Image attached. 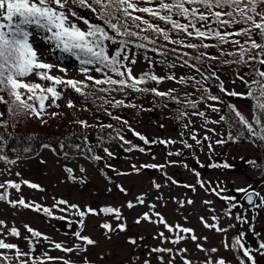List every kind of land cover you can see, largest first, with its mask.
Masks as SVG:
<instances>
[{
    "label": "snow or ice",
    "instance_id": "1",
    "mask_svg": "<svg viewBox=\"0 0 264 264\" xmlns=\"http://www.w3.org/2000/svg\"><path fill=\"white\" fill-rule=\"evenodd\" d=\"M143 3L146 6L141 7ZM73 6L79 8H87L93 13L100 14L104 22L121 37L125 39L117 42L115 37L110 36L104 28L89 24L87 20H83V24L86 26L82 29L78 26L77 22L82 18L74 10ZM134 13H145L151 16L154 20H159L165 24L171 25L172 30H176L177 35L181 33L187 37L200 41V43H185L184 40H171L169 31L161 28L157 24L151 23L149 20L144 19L140 15H134ZM174 16L182 17L187 23H181L179 20L174 19ZM113 19H122L124 21L123 26L112 23ZM129 21L137 28H140L141 24L147 27L141 29L142 31L151 30L157 34L163 35V38L170 43L180 44L183 47L198 49V48H216L221 56H232L235 57L233 60L222 61L223 64H237L241 67L249 68V71L240 75L237 71L235 78L232 83L235 84L239 80L246 88V92L229 91L225 88L223 81H220V77L216 75L213 70L211 75H204L201 73L205 82L215 78L220 81L219 91L227 96L237 97L240 99H249L253 102V118L250 121L245 115L233 104H227L225 107L228 109V114L232 116L230 123V130L228 133L227 141L223 138L216 141L217 144H223L228 141L239 142L241 139L248 140L253 144L256 141H260L259 147H264V0H0V104L6 105V112L9 115L26 114L34 116L38 119L43 120V114H49L53 117L58 113L52 112L47 113L49 107H59L56 103L63 96V92L71 88L80 95H86L83 88L89 87L83 81H76L72 79H64L60 76L51 75V70L57 65L46 62V55L54 53L57 50L61 54H67L70 57H74L79 62L80 72L88 73L89 67L93 66L96 72L102 73L105 79H95L88 75L87 80L93 81L95 85H109L117 87L109 88H98L97 91L101 92H112V91H125L131 90L137 93H152L157 97H170L171 100L176 104H181L180 98L175 97L172 93L175 89H170L168 92L159 91L157 88L138 87V85L147 84L149 81L155 82L156 84L161 83L165 78L159 77L151 72H145L139 77L132 74V69L125 63L129 60L127 55H124V49L129 45H134L136 48L146 47L143 43H137L136 40H147V37H140L137 32L129 30ZM139 21L140 23H136ZM199 25V27L197 26ZM215 25V26H213ZM239 25L240 27H237ZM35 28L36 34H39V40L47 45H50L49 53L45 56H41L38 49L31 42V38L35 35L29 29ZM191 29V30H190ZM231 29V31H229ZM231 37H244L243 42L240 39H230ZM215 40V44L206 43L205 41ZM110 41L111 44L122 45L118 47L113 55H109V46L105 43ZM230 44L235 50L226 51L222 45ZM166 55V53H161ZM187 55V53H184ZM201 56H205L209 60H216L219 57L209 56L207 53H201ZM130 63L135 64V59H132ZM202 63L197 59V64ZM175 67V64L171 65ZM184 66L194 67L199 73L201 70L194 64H189V61H184ZM59 71L65 73L67 70L63 67L59 68ZM108 73L114 74L119 79H113ZM35 76L39 81L47 82L37 83L29 82L28 78ZM251 77V79H245V77ZM169 80H176L175 76H168ZM191 79L195 85H200L197 91H200L202 95L199 100L193 101L190 99L191 93H184V98L187 101V106L192 109H197L200 102L207 103V101H213L215 104H208L207 106L214 112L219 113L220 108L216 107V104H222L223 101L220 96L212 95L208 88L201 84V81L196 80L195 77H181L177 80V83L187 84V81ZM7 97V99L5 98ZM98 99H104L99 97ZM51 100V104L47 101ZM106 103L111 101L105 100ZM69 108L75 105L69 101ZM114 106L124 107H137V105L129 103L125 104L123 100L116 101ZM166 106V105H165ZM106 114L111 116L110 112ZM4 112H0V125L7 126L6 122L3 121ZM193 115L204 117V112L194 111ZM187 115L186 112H179L178 119H183ZM112 119L122 123L134 136L138 137L145 145L154 143L149 141L145 136L138 132H135L127 120H122L119 116H114ZM221 121L228 123L229 115H220L219 120L211 121V123H220ZM46 123V121H44ZM206 123L208 121H205ZM84 127H89L85 122L80 121ZM103 128H113V125H100ZM187 128V125H184ZM115 137L123 142L124 145L129 147L126 151H132L133 149L143 153L146 151L144 147L133 145L130 140L125 139L123 128L114 129ZM237 133L236 136L232 135V132ZM87 139V138H85ZM191 139L196 142L197 145L201 144L202 141L197 139L196 135H192ZM209 137L205 136L204 140H208ZM0 142H5L4 137L0 135ZM184 146L191 148L192 145L186 141H181ZM161 144H173L175 141L160 140ZM45 147H49L45 145ZM208 147L211 149L212 145ZM2 151V150H0ZM28 151V149H24ZM88 151H92L91 148ZM103 151L109 158L113 156L107 148ZM180 155V153H169V155ZM19 158V157H17ZM95 161H100L101 156L95 155L92 157ZM0 161H4L8 164H15L16 160L9 159L6 155H0ZM199 163V161H197ZM253 167H257L256 161H248ZM203 166V165H201ZM106 167L111 168L110 164ZM131 173H122L116 171L118 176H127L131 174H138L142 168L162 169L164 165L156 164H145L137 167L135 164L131 166ZM212 168L223 167L225 169L231 167L225 163L223 165L212 163ZM66 171L69 176L72 175V169L67 168ZM84 171V169H81ZM197 177L200 176L199 172L195 173ZM19 175V173H17ZM106 175V174H105ZM74 178V177H73ZM108 179H111L110 177ZM172 184L178 182L167 177ZM28 187L33 189H39L40 186L35 183L23 181ZM201 188H205V182L202 180L197 181ZM121 193L127 194V190L117 185ZM154 187L158 190L161 186L154 184ZM185 188H191L195 191V185H183ZM15 189L17 192L21 189L20 183L13 181H5L0 183V201L8 202L13 208L22 207L25 209L31 208L34 211H43L45 215L51 216L52 211L49 208H42L41 205L31 204L25 201L23 197L18 200H11L9 198L7 189ZM41 191L43 189H40ZM111 191V189H109ZM213 191L220 199L228 201L230 206L225 215L231 219V210L237 206L242 207L239 204L236 196H221L220 191L216 188H212ZM224 191V189H221ZM238 193H243L246 202L249 205H255L256 208H264V195H261L260 191H256L249 185L248 188L236 189ZM160 197H158L159 199ZM136 203L140 205L145 204V197L138 196ZM180 207H184V201H177ZM188 205L194 203L193 200L189 199L186 201ZM205 204H210L211 201H204ZM57 205H65L67 201L58 200ZM136 205L131 201L127 203V208L132 209ZM72 209L76 210V213L81 217H85L87 214H99L105 215L112 214L116 221H123L124 217L118 208L105 206L97 210L88 208L86 211L80 210L76 205H70ZM150 210L156 208L155 204L148 205ZM64 211V209H61ZM214 211V209L212 210ZM155 217V219L153 218ZM58 219H64V217H58ZM214 223L209 224L203 217L201 222L204 227L210 230H214L216 233H227L235 225H229L226 228H222L218 224L219 217H212ZM235 219L243 224H249L250 230L253 236L257 238V247L252 248L247 246L246 233H240L236 235L231 242L227 240L222 241L225 250L232 251L236 256L238 264H257L256 255L264 256V239H260L261 234L255 231L252 227L251 221L247 217L240 215L235 216ZM149 222L156 225H163L164 229L168 233L173 234L174 238H170L165 235L164 231H160L155 237L160 239L162 243H172L174 245L180 244L182 241L188 239L196 244V248L200 252L205 253H217L219 250L215 247L206 249L202 243L198 241L203 239L207 242V237H198L195 234L194 229L183 227L180 224L171 225L169 224L163 215L159 212L143 213L142 216L135 220L136 224L141 222ZM0 226L7 228L3 220H0ZM30 237H26L29 244V250H22L15 243H8L3 238L6 235L19 238L21 233L16 227H11L6 233L0 231V250H6L13 252V258H10L5 251H0V264H13V259L16 264H48L50 261L61 259L59 257L48 256L47 261L42 258L33 257L31 254L35 251V244L31 237L37 238V242L42 237V233L34 230L28 225L24 226ZM107 233L115 231L124 232L127 230L126 224L121 222L118 223L116 228L110 223H103L101 225ZM76 237L82 241L83 244L94 246L96 241L88 236L81 235L79 232L76 233ZM43 240L49 241V237L43 236ZM110 238V236H109ZM50 242V241H49ZM132 245L137 244V240L130 238L128 241ZM55 248L64 252H86L87 249L83 248L80 244H77L75 248H65L60 243L55 244ZM187 252V248L179 249L174 254L172 248L166 247H155L150 249L149 255L152 253L168 254L169 259L167 262L164 261V256L158 257L159 264H174L176 255H181L182 264H193V261L185 258L184 253ZM63 264H70V261L63 260ZM85 264H90L89 261L85 260ZM144 264H151L150 260H146ZM204 264H229L225 258L220 257L218 259H207Z\"/></svg>",
    "mask_w": 264,
    "mask_h": 264
},
{
    "label": "rangeland",
    "instance_id": "2",
    "mask_svg": "<svg viewBox=\"0 0 264 264\" xmlns=\"http://www.w3.org/2000/svg\"><path fill=\"white\" fill-rule=\"evenodd\" d=\"M89 24L98 25L102 19L94 18L92 14L85 17ZM78 26L85 29L83 20L75 21ZM95 19V20H94ZM112 29L109 27L108 34ZM115 39L119 40L115 32ZM31 42L38 49L41 56H45L50 45L44 44L39 40V34H35L31 38ZM111 55L115 53L119 44H111L108 41ZM58 51L46 55V62L57 65L51 70V75L60 76L64 79L73 77L76 81L82 78V75L77 71L78 61L74 57L67 56L61 61H52L51 56L56 55ZM126 55V54H125ZM129 58L125 63L132 69L134 76H139L147 67V59H149L154 68L159 72L162 67L157 58H145L142 51H137L136 48L127 52ZM135 59L136 63L130 61ZM64 60V61H63ZM63 67L67 71L62 73L59 68ZM220 74L224 86L229 91L246 92L243 84L237 80L232 83L236 76V70L227 71ZM243 75V72L239 73ZM34 76H31V78ZM250 79V77H249ZM167 84L166 87H168ZM69 89V88H68ZM70 90V89H69ZM69 90L63 92V96L56 103L59 107L71 101L73 104L74 97L69 93ZM233 100L240 107V110L251 121L253 118V107L248 100L235 97ZM75 104L77 99L75 98ZM209 101L207 103L200 102L198 108L194 111L204 112L205 116L200 117L186 111L187 115L183 124L179 120H175L173 115L166 110H160L156 116L148 123H138L134 125V129L142 134L148 135L151 138H159V140H172L173 144H161L153 146L151 152H120L122 155L117 161L110 160L107 154L102 150L99 154L104 157L101 165L104 167L101 171L94 163L85 157L81 156H58L52 148H44L40 154L32 159L17 160L15 164H8L0 161V183L5 181H13L21 184V189L17 192L15 189H7L11 200H18L23 197L26 202L31 204L41 205L42 208H49L52 215L48 216L43 211L37 212L31 208L25 209L22 207L13 208L8 202L0 201V220H3L8 226L3 228L0 226V231L8 232L11 227H16L21 235L19 238L12 237L10 234L3 237L8 243L17 244L22 250L28 251L29 244L26 237L30 234L25 229V225L30 226L36 231L42 233L43 236L49 237V241L43 240L41 237L37 242V238L31 237L35 244V251L31 254L33 257L42 258L47 261L48 256L59 257L61 259L50 261L48 264H63V260L70 261V264H85V260L90 264H144L146 260H150L151 264H159L158 257L164 256V261L169 259L168 254L150 253L151 248L166 247L172 248L174 254L177 250L187 248V252L183 256L193 264H204L207 259H218L220 257L229 261V264H238L236 256L232 251L225 250L222 241L231 242L232 239L240 234L246 233L247 246L257 247V238L253 236L249 224H241L235 219V216L240 215L247 217L251 221L255 231L260 233V239H264V208H256L255 205L247 206L244 203V194L238 193V188H248L249 185L256 191H260L264 195V152L260 153L255 145L250 143H236L228 141L223 144H217L218 139L227 141L229 133V125L221 121L220 123H211V121L219 120V116L209 112L206 104H214ZM52 108V107H49ZM205 121H208L207 123ZM187 125V128L184 127ZM237 134L232 132L234 136ZM192 135H196L197 139L202 143L197 145L191 139ZM209 137L204 140V137ZM181 141H186L191 144V148L184 146ZM211 144L210 149L208 145ZM104 148L113 152L121 149L116 144H108ZM169 153H180V155H169ZM124 158L122 159V157ZM256 161L257 167L247 164L248 167H243L244 161ZM199 161V163L197 162ZM229 164L231 167L225 169L212 168L210 165ZM110 164L112 167H106ZM137 167L145 164L164 165L162 169L142 168L138 174L127 176H118L116 171L122 173H131L132 165ZM203 165V166H201ZM71 168L72 175L66 171ZM84 169V171H81ZM196 172L200 176H196ZM19 173V175H17ZM106 174V175H105ZM74 177V178H73ZM111 179H108V178ZM167 177H171L177 184H172ZM205 182V188H201L197 181ZM23 181L35 183L40 186L39 189H33L24 184ZM154 184H159L161 187L157 190ZM195 185V191L191 188H185L183 185ZM120 185L127 190V194L121 193L117 187ZM212 188L220 191L221 196H236L239 204L231 210L232 218L229 219L225 213L230 206L228 201L222 200L217 196ZM40 189H43L42 191ZM111 189V191H109ZM224 189V191H221ZM4 190H0L3 192ZM138 196L145 197V204L136 203ZM158 197H160L158 199ZM193 200L192 205L186 203L187 200ZM58 200H65L67 204L57 205ZM131 201L136 206L132 209L127 208V203ZM177 201H184V207H180ZM204 201H211L210 204H205ZM155 204L156 208L150 210L148 205ZM70 205H76L80 210L86 211L92 208L99 212V209L105 206L118 208L123 217V221H116L113 215L87 214L81 218L75 209ZM64 209V211H61ZM214 209V211H212ZM159 212L164 216L166 221L171 224H180L183 227L192 228L198 237H207V242L203 239L199 240L206 249L213 247L219 251L217 253L200 252L196 248V244L191 240H184L180 244L162 243L160 239L155 238L160 231H164L165 235L174 238L173 234L167 232L163 225H156L149 222H141L136 224L135 220L142 216L143 213ZM219 217L218 224L222 228L229 225H235L227 233H216L204 227L201 222V217L209 224L214 223L212 217ZM72 221L75 224L74 230L71 233L61 229L60 223L64 219ZM155 219V217L153 216ZM76 222V223H75ZM110 223L116 228L118 223H125L127 230L124 232L115 231L107 233L101 227L103 223ZM88 236L97 243L94 246L85 245L76 237V233ZM110 236V238H109ZM130 238L136 239L137 244L132 245L128 241ZM60 243L65 248H75L80 244L87 251H73L71 253L64 252L55 248V244ZM5 251L10 258H13V252ZM257 264H264V256L256 255ZM6 264V262H5ZM13 264L16 261L13 259ZM174 264H182L181 255H176Z\"/></svg>",
    "mask_w": 264,
    "mask_h": 264
},
{
    "label": "trees",
    "instance_id": "3",
    "mask_svg": "<svg viewBox=\"0 0 264 264\" xmlns=\"http://www.w3.org/2000/svg\"><path fill=\"white\" fill-rule=\"evenodd\" d=\"M140 6L143 7L146 5L141 3ZM73 8L82 18V20H86L85 17H87L88 14H92L95 19H102L99 12L93 13L87 8H79L76 6H73ZM134 15H140L144 19L149 20L151 23L157 24L161 28L168 30L171 40H184L185 43H200V41L187 37L183 33L177 35L176 30H172L171 25L165 24L164 22L159 20H154L151 16H148L145 13H134ZM174 19L179 20L181 23H187L186 20L179 16H174ZM111 22L118 24L119 26H123L124 23L122 19H113ZM136 23L140 22L137 21ZM197 26L199 27V25ZM146 27V25L141 24L140 28H137L131 21H129L130 31L137 32L140 37H147V40H136L137 43H143L146 45V47L136 48L134 45H129L124 49L123 54L127 55V52L131 51L133 47L136 48L137 51H142L146 56V59L151 58L152 62L154 58H157L162 67L161 71L158 72L152 65L151 61L147 59V67L143 71V73L151 72L152 74H155L159 77H164L165 79L159 84L149 81L147 84L138 85V87L157 88L159 91L163 92H168L170 89H175L172 95L180 98L182 101L181 104L178 105L174 103L170 97H157L150 92L137 93L131 90L112 92L97 91V89L101 87L109 88L117 86H109L107 84L95 85L93 81L87 80L86 77L88 75L94 77L95 79H105L106 77L102 73L96 72L93 66H88L90 70L86 74L80 72V65L78 62L77 71L82 75V78H79V81H83L85 84L89 85V87L83 88V91L86 95H80L79 93L73 91L71 88H69L70 90L66 89L69 90V93L74 97V99H77L78 104H75V100L72 99L75 105L74 107L69 108L66 103L61 107L53 106L52 108L47 109V113L55 112L58 113V115L53 117L49 114H43V120H41L34 116L26 114L9 115L6 112V105L0 104V112L5 113L2 119L6 122L7 125L6 127L0 125V135H2L5 140V142H0V150H2L0 151V155H6L9 159L16 161L27 160L38 156L44 148H52L58 156L68 155L85 157L102 171L104 168L101 165L102 160L95 161L94 159H92V157L95 155L101 156L99 154L101 150L103 153H105L103 149L106 145L116 144L121 149L120 151L116 152L109 150L113 153V156L111 158H108L110 160L114 159L113 161H117L119 158H121L122 155L120 154V152H130L126 151V149L129 147L128 145H124L123 142L118 138H113L115 137L114 129L121 128H123L122 134L124 135L125 139L130 140L133 145L144 147L146 149L145 152L149 153L155 149L151 148H153V146H157L160 141L159 138H151L148 135L140 133L149 141L154 142L145 145L141 140H139L138 137L134 136L133 133L127 129V127H125L117 120L112 119V117L119 116L122 118V120H127L129 122V125L135 132L137 131L134 129V125L138 123H148L156 116V114L160 110L169 111L173 115L175 120H179L180 123L183 124L186 116L183 119H178L177 117L179 115V112H186L187 110H189L190 113L194 112V109L187 106V101L184 98V93H191L192 95L190 96V99L193 101L199 100L202 93L200 91H197L200 85H195L194 81L191 79L187 81V84L177 83L176 81L181 77H195L196 80L201 81V84H203L204 87L209 89L212 95L221 97L223 103L216 104V107L221 109L219 113L212 111L207 106L208 104H206V107L208 108L210 113L216 115L217 117H220V115H229V122L227 124L230 128L232 116L228 114V109L225 106L227 104H233L240 110L239 105L233 101L236 100L234 99L235 97L227 96L219 91V83L220 81H222L221 78L220 81H217L215 80V78H213L205 82L201 73H203L204 75H211L212 71L214 70L216 72V75L221 77L220 74H222V72H225L224 74H226L227 71L232 72V70L235 69L236 72H243L244 75V73L249 71V68L241 67L237 64H223L222 61L233 60L235 59V57L221 56L220 52L216 48H186L181 46L180 44L170 43L163 38V35L157 34L151 30H141ZM237 27L240 26L237 25ZM29 30L34 34L37 33V30L35 28H31ZM229 31H231V29ZM113 32H111L109 35L115 37ZM122 39H125V37H120L117 42ZM230 39H240L243 42L244 37H231ZM205 42L210 44L216 43L215 40H208ZM105 43L107 44L109 42L106 41ZM119 46L123 47L122 45ZM222 47L226 51L235 50L230 44L222 45ZM49 50L50 48L46 51ZM161 53H166V55H162ZM184 53H187V55H184ZM201 53H207V55L216 56L219 57V59L209 60L205 56H201ZM109 55H111L110 50ZM67 56V54H61L58 51L56 55L51 56V60L54 62L58 60L61 61L60 58H65L64 60H66ZM197 59L202 61V63L197 64ZM185 60L189 61V64H194L196 65V67H199L201 71L198 73L194 67L184 66ZM172 64H175V67H172ZM262 70H264V66H262ZM143 73H141V75ZM108 75H111L113 79H119V77H116L112 73H108ZM168 76H175L176 80H169L167 79ZM70 79L75 80L73 77H71ZM245 79H249V77L246 76ZM28 80L29 82L45 84L47 83L39 81L35 76L32 78L30 76ZM167 84H169L168 87H166ZM99 97H104V99H98ZM5 98L7 99V97ZM105 100L111 101V103H106ZM119 100H123L125 104H135L137 105V107L114 106L116 104V101ZM245 100H248L253 107V102L251 100ZM47 103L51 104V100L47 101ZM105 110H107V112H110L111 116L107 115ZM44 121H46V123ZM80 121L85 122L87 125H89V127H84L80 123ZM108 124L113 125V128L101 129L100 125ZM236 135L237 134H235L234 136ZM236 143L253 144L252 142L245 139H241ZM260 143V141H256V143L253 145H255L257 150L262 153L264 152V147H259L258 145H260ZM45 145H48L49 147H45ZM89 148H91L92 151H88ZM24 149H28V151H24ZM132 151L138 150L133 149ZM123 158L124 156L122 157V159ZM102 159L104 160V157H102ZM248 161L242 162L243 167H248Z\"/></svg>",
    "mask_w": 264,
    "mask_h": 264
},
{
    "label": "water",
    "instance_id": "4",
    "mask_svg": "<svg viewBox=\"0 0 264 264\" xmlns=\"http://www.w3.org/2000/svg\"><path fill=\"white\" fill-rule=\"evenodd\" d=\"M98 26L104 28L106 32L109 31V26H108V24H106V23L104 22V20H100V21L98 22ZM244 203H245L247 206H252V205H249V204L246 202L245 198H244ZM75 223H76V222H75ZM60 227H61V229H62L63 231L68 232V233H71V232H73V230H74L75 224H74V222H72V221H68V220H65V219H64V220L60 223Z\"/></svg>",
    "mask_w": 264,
    "mask_h": 264
}]
</instances>
